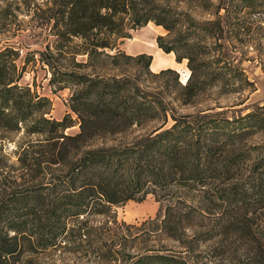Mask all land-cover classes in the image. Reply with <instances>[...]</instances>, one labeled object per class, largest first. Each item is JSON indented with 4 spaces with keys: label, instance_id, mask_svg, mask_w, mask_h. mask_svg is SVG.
I'll list each match as a JSON object with an SVG mask.
<instances>
[{
    "label": "trees",
    "instance_id": "1",
    "mask_svg": "<svg viewBox=\"0 0 264 264\" xmlns=\"http://www.w3.org/2000/svg\"><path fill=\"white\" fill-rule=\"evenodd\" d=\"M253 2L47 1L54 52L71 67L58 72L56 82L58 89H71L67 107L74 120L69 114L58 121L47 118L48 101L18 85L16 52L0 50V131L22 129L43 137L48 147L37 152L38 159L27 161L22 151L17 160L54 169L47 185L11 191L0 200V264H33L32 255L74 243L88 247L89 233L77 228L81 219L106 216L113 207L140 202L148 194L164 204L157 231L173 241L186 230L194 231L201 243L221 235L198 222L215 212L227 219L224 229L233 226L245 239L252 235L244 215L225 211L248 205L249 193L259 209L264 207V142L245 174L239 162L246 156L236 151L245 139L264 133V111L228 118L221 112L177 115L161 97L165 93L177 105L189 106L218 83L230 85L237 79L240 73L225 62L217 42L226 27L236 39L242 28L239 15ZM197 14L211 19L197 20ZM147 23L165 32L155 38L158 49L172 53L175 63L186 61L189 74L183 84L174 70L150 73V56L131 57L118 50L130 31ZM77 56L84 60L75 62ZM129 62L153 79V92L146 90L139 73L120 71ZM75 125L77 132L65 133ZM255 251V264H261L264 248L257 243ZM110 252L104 251L102 259L115 260ZM149 255L131 264L172 262Z\"/></svg>",
    "mask_w": 264,
    "mask_h": 264
},
{
    "label": "rangeland",
    "instance_id": "2",
    "mask_svg": "<svg viewBox=\"0 0 264 264\" xmlns=\"http://www.w3.org/2000/svg\"><path fill=\"white\" fill-rule=\"evenodd\" d=\"M48 0H0V50L11 48L16 52L15 64L21 72L18 85L27 87L29 92L45 98L49 119L60 120L69 114L67 104L71 93L69 88H60L57 84V74L70 65L56 57L53 49V37L49 32ZM254 7L243 11L239 15L242 28L239 29L236 39H232V31L224 28L222 39L217 44L227 64L240 73L230 85L222 82L200 94L193 105L179 106L172 102L166 94H162V103L165 107L174 110L175 114H196L221 112L224 117H237L249 111L261 108L264 111V0H254ZM220 15L222 12L219 13ZM197 20H209L206 14L193 15ZM231 21V19H229ZM228 20V21H229ZM152 23L130 31V38L123 39L117 48L124 55H130L139 50L151 60L148 71L152 74L160 70L171 69L178 75L181 84L188 77L186 61L175 63L168 54L159 55L155 43V31ZM164 31V30H163ZM165 32L162 35L164 36ZM206 43H209L208 40ZM217 46V45H216ZM144 47V49H141ZM112 54V52H108ZM139 55V54H138ZM216 58L209 57L208 59ZM84 60L75 57V62ZM129 62L120 66V71L127 74L139 73L147 81L146 90L153 92L155 87L150 82L145 71ZM160 66H169L159 69ZM110 72H105L110 74ZM54 75L52 76V74ZM51 80V81H50ZM77 132V125L65 130L66 134ZM43 137L26 135L22 129L17 132L0 131V200L9 192L30 190L35 186L47 185L54 173L43 163L30 166L22 165L17 158L26 152L28 158L38 159L37 152L48 147ZM264 142V133H257L245 139L236 151L243 156L241 173L249 171L257 156V148ZM235 149V148H234ZM24 158V157H23ZM246 206H230L225 214L237 211V214L248 220L252 235L245 239L231 226L224 229L226 218L222 213H212L199 218L203 228L213 229L212 234L220 231L212 240L201 243L196 233L186 230L180 235L179 241L164 237L157 231V224L162 219L164 204L158 202L148 194L142 201H127L113 207L106 216H91L81 219L77 228H85L89 233L86 242L62 246L55 251L32 255L33 264H131L141 255H157L169 258L172 262L166 264H255V246L257 243L264 248V207L260 208L249 193ZM196 230L201 231L203 228ZM238 228V227H237ZM224 229L222 232L221 230ZM77 242V241H76ZM101 246V247H100ZM100 247V251L98 250ZM111 249L113 261L102 259L104 251ZM97 250L96 252H94ZM264 252V251H263ZM264 254V253H263ZM149 255V256H150ZM26 255L22 256L25 257ZM111 258V257H110ZM263 256L260 263L263 264Z\"/></svg>",
    "mask_w": 264,
    "mask_h": 264
},
{
    "label": "crops",
    "instance_id": "3",
    "mask_svg": "<svg viewBox=\"0 0 264 264\" xmlns=\"http://www.w3.org/2000/svg\"><path fill=\"white\" fill-rule=\"evenodd\" d=\"M149 24V23H148ZM153 25V24H152ZM153 27H154V29H153V31H155V37L156 36H159V35H162L163 33H164V31H163V29L161 28V27H159V26H154L153 25ZM139 46H141V45H138V46H136V47H138V49L139 50H136V52H134L133 54H130V55H138V54H144V51L143 50H140V47ZM141 49H144V47H142ZM160 49H158L157 51H159ZM159 55H161V54H163V52L160 50L159 51V53H158ZM173 54L172 53H168V57L172 60V56ZM163 67H169V66H160L159 67V69H161V68H163Z\"/></svg>",
    "mask_w": 264,
    "mask_h": 264
}]
</instances>
